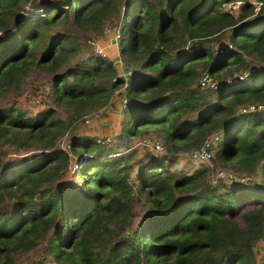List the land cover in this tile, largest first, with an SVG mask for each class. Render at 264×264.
Wrapping results in <instances>:
<instances>
[{"label":"trees","instance_id":"obj_1","mask_svg":"<svg viewBox=\"0 0 264 264\" xmlns=\"http://www.w3.org/2000/svg\"><path fill=\"white\" fill-rule=\"evenodd\" d=\"M232 1L0 0V99L36 69L51 77L53 105L67 110L63 119L53 107L30 116L0 105V144L26 152L0 154V264L40 246L44 256L24 262L258 264L264 209L246 212L239 227L233 183L207 178L212 159L264 178V112H240L264 103V0H255L256 14L248 0L229 14L222 6ZM125 4L119 58L132 69L127 80L109 59L78 58ZM204 72L219 78L218 89L200 87ZM243 72L247 79L233 81ZM125 84L116 142L125 151L89 135L59 145L73 121ZM218 131L225 137L215 156L191 170L129 146L150 132L169 153L190 152ZM256 200L264 202V186Z\"/></svg>","mask_w":264,"mask_h":264},{"label":"rangeland","instance_id":"obj_2","mask_svg":"<svg viewBox=\"0 0 264 264\" xmlns=\"http://www.w3.org/2000/svg\"><path fill=\"white\" fill-rule=\"evenodd\" d=\"M251 3H254L255 0H248ZM128 8L127 4L124 5L122 10L120 11L119 17L113 18L111 21L107 23L104 27L106 28V33H103L102 36H99L97 39L90 40L89 42L84 43L83 49L78 54V58H86L90 54L99 55L102 58L109 59L113 62V65L117 71L118 76L122 75L121 69L124 67V63L121 62L119 58V47L120 41L119 38H122V28L121 24L123 22V17L127 14ZM112 24H114V28H119L120 37L115 38V31H112ZM109 27V28H108ZM115 32V34L113 33ZM2 36H6L5 34H1ZM91 41L98 42L100 47L102 48L101 55L95 51L94 45ZM124 39L122 40V43ZM215 77V76H214ZM216 78V77H215ZM248 78V77H247ZM127 80V79H126ZM219 80V78L217 79ZM51 88V77L45 75L43 73L38 72L36 69H32L26 76L23 77L22 83L17 90L11 91L7 93L4 97L0 99V105H14L17 108H20L25 115L34 116L39 114L40 111H43L47 108H55L58 116L66 119L67 113L66 109L55 107L51 102V99L48 97V93ZM125 95L126 89L124 85L114 91L107 105H104L98 109L92 110L86 115L81 116L80 118L73 121L69 129L64 133L60 141L59 145L63 148H66L68 145L71 136L74 135H89L98 138L99 142L105 145L113 144L115 145L114 150H118L119 152L125 151L128 146H119L120 143L117 142V138H119L121 133V124L122 120L125 118L123 113V109L125 108ZM89 118V122H84L85 118ZM145 136H153L150 132L144 134ZM223 137L225 134L223 132ZM142 138V137H140ZM133 139L129 146H133L134 143L140 139ZM152 138H158L153 136ZM160 139V138H158ZM161 140V139H160ZM110 141V142H108ZM162 141V140H161ZM107 142V143H106ZM221 144H219L212 154L215 156ZM140 151L146 152L148 155L152 154L145 148L138 146ZM26 152L23 150H18L14 146L2 145L0 144V154L10 158H17L24 155ZM188 152L181 151L177 155L168 152V158H174L176 163L175 167L180 170H191L194 169L196 163H190L188 161ZM76 167V160L73 159L68 171L64 176V180L66 183L72 181L73 171ZM175 169V168H174ZM220 169H225L234 172L239 179L234 180L233 190L235 196H240V201L238 202V209L235 214L232 216V220L239 226L244 227L245 222L243 219V215L250 211L251 209L262 207L264 209V202H259L256 200V197L262 193V187L264 186V178L259 175H248L244 172L226 169L224 167L218 166L211 160V166L208 167V179L210 182L214 183L216 180L215 173ZM76 181V179H74ZM229 184V181H217ZM238 183V184H237ZM237 184V185H236ZM138 188V186H136ZM137 211H139V208ZM139 219L135 223L137 224ZM255 253L258 264H264V243L263 241H258L255 246ZM45 254V246H40L36 251L31 252L29 254H20L18 256L19 262L18 264H27L24 260L27 259H37L43 257ZM51 259V258H49ZM53 264H59L56 261H52Z\"/></svg>","mask_w":264,"mask_h":264},{"label":"built area","instance_id":"obj_3","mask_svg":"<svg viewBox=\"0 0 264 264\" xmlns=\"http://www.w3.org/2000/svg\"><path fill=\"white\" fill-rule=\"evenodd\" d=\"M242 3H243L242 0H235L229 3H224L222 6V9L228 12L229 14H232L237 11V9L241 6ZM252 4L254 5V14H256L262 5V2L254 1V3ZM105 30H104V33H106V31H109V30H106V31ZM112 31L116 32V34L115 32H113L115 34V38L120 37L119 28H112ZM92 44L94 45L95 51L97 53L104 55V53H102V48L100 47L98 42L92 41ZM228 48H231L230 44L228 45ZM121 71H122L121 76L125 79H128L126 77H130V75L132 74V69L129 67H123ZM248 76H249V72H243L241 75L236 74L234 75L233 81L245 80L247 79ZM198 82H199L200 87L204 89H208V90H216L218 89L220 85L219 81L216 78H214L211 74H209L208 72H204L199 78ZM124 87H126V84L124 85ZM240 112L243 114L264 112V103H256V104L252 103V104L243 106ZM84 122L86 123L89 122V118L86 117ZM152 137L153 136L142 137L138 139L132 147L136 148L140 146V147L147 149L152 154V156L160 157V158H163V157L167 158L168 151H167L166 146L163 144V142L160 139L158 138L154 139ZM222 139H223V134L222 132H219V131L214 132L213 134L208 136L206 140L203 142V144L201 145V147L195 150H192L188 153V158L191 161L190 163L191 164L196 163V166H197V164H199L200 162L203 163V162L210 161L213 156L212 154L215 152L217 146L219 145ZM96 142L99 144H102L101 142H99L98 138L96 139ZM66 148H68V145H66ZM215 177H216V180L214 181V183H216L217 181L233 182L234 180L239 179V177L234 172L228 171L225 169H220L216 171Z\"/></svg>","mask_w":264,"mask_h":264}]
</instances>
